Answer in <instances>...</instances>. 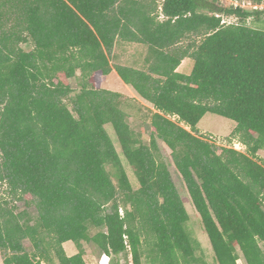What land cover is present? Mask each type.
I'll list each match as a JSON object with an SVG mask.
<instances>
[{"label":"trees","instance_id":"16d2710c","mask_svg":"<svg viewBox=\"0 0 264 264\" xmlns=\"http://www.w3.org/2000/svg\"><path fill=\"white\" fill-rule=\"evenodd\" d=\"M261 15L217 0H0V187L25 204L16 212L0 198L2 264H86L83 242L109 255L108 264L128 254L141 264V231L153 236V264H207L195 256L199 243L185 228L189 214L159 142L216 263L264 264V164L256 157L264 151V29L246 24ZM117 41L147 47L142 67L110 63ZM185 58L189 74L178 70ZM113 70L152 106L148 143L130 127L121 93L100 85ZM206 113L233 120L230 138L244 151L198 135ZM67 241L77 249L70 256Z\"/></svg>","mask_w":264,"mask_h":264},{"label":"rangeland","instance_id":"374dc122","mask_svg":"<svg viewBox=\"0 0 264 264\" xmlns=\"http://www.w3.org/2000/svg\"><path fill=\"white\" fill-rule=\"evenodd\" d=\"M261 16L262 20L259 22L255 21L253 16L248 17L246 20V24L252 27H259L264 29V15ZM224 18L232 23H235L237 21L234 15L224 16ZM22 47L25 50H29L31 48V46L28 44H22ZM146 53L147 47L143 44L135 42L117 41L112 53L109 56L110 63L112 65L122 64L140 68L143 65V58ZM192 67L193 61L189 58H185L179 65L178 70L181 73L189 74L191 72ZM77 74H79V72H77ZM70 84L75 91L78 90L76 78H70ZM100 85L103 88L121 93L120 106L127 115V120L130 124V127L136 133L141 135V140L143 143H148L150 134L149 114L151 111L150 109H152L151 104L141 99L137 94L134 93V91L129 86L125 85L114 70L109 75L102 77ZM235 125V122L229 118L213 113H206L199 120L196 125V128L198 135H200L207 141L213 143L218 147H229L232 146V142L238 141L236 138H230L231 132L233 131ZM105 129L108 132L110 138L112 139L116 150L118 151V154L122 160L123 167L126 171L132 188L134 190L139 188V183L132 167L128 164L123 154L121 153L120 147L117 142V137L112 126L110 124H107L105 125ZM158 144L161 153L168 165L171 178L181 196V199L184 203V207L187 213L189 214V220L187 223H185V228L189 232L190 236L199 243V247L195 248V256L201 258V260L205 261L207 264H217L213 256L208 237L203 229L199 215L189 198L187 189L185 187L184 182L182 181L181 176L178 174L177 170L175 169L172 163V159L169 154L170 151L163 143L159 142ZM244 149L245 148H243V150ZM256 155L257 160L264 164V151L260 150L257 152ZM107 170L110 172L113 183L117 184V176L114 174L111 166L108 165ZM0 198L1 200H6L8 202V207L14 205L16 208V212H20L25 209L24 200H14L12 196L7 193V186L5 184L0 187ZM26 210L32 216L35 215V209L33 207H27ZM119 211L120 213H123L122 208H120ZM93 232L94 229H91L90 233ZM152 241V235L141 231V264H153L150 258L148 257ZM23 244L28 251H32V246L29 240L24 239ZM82 245L85 249L84 259L86 264H98L97 260L99 258V254L94 245L89 242H83ZM67 248H69V246H67ZM119 259L121 264H124L127 260L131 264L130 254H128L127 258L121 255ZM0 264H2L1 253Z\"/></svg>","mask_w":264,"mask_h":264},{"label":"built area","instance_id":"2783aa9c","mask_svg":"<svg viewBox=\"0 0 264 264\" xmlns=\"http://www.w3.org/2000/svg\"><path fill=\"white\" fill-rule=\"evenodd\" d=\"M217 1L220 3H223L225 6L232 7L234 9L242 8V9H248L250 11H260V10L263 11L264 10V0H260L259 2L252 1V0H217ZM216 16H220L222 18L221 23H231L227 21L224 18V15L222 14H216ZM231 144L232 146H229V147H232L238 151H244L243 148H245V146L241 144L239 141H234ZM109 261H110V256L105 253H102L99 256L97 263L98 264H108ZM237 264H243L240 258L237 260Z\"/></svg>","mask_w":264,"mask_h":264},{"label":"crops","instance_id":"0c3cea01","mask_svg":"<svg viewBox=\"0 0 264 264\" xmlns=\"http://www.w3.org/2000/svg\"><path fill=\"white\" fill-rule=\"evenodd\" d=\"M262 151V150H261ZM69 246V248H67ZM64 250L68 256L75 254L77 251L75 245L71 241H67L63 244Z\"/></svg>","mask_w":264,"mask_h":264}]
</instances>
